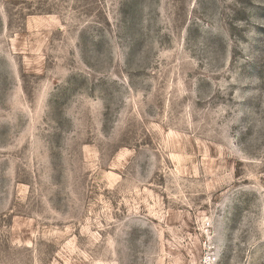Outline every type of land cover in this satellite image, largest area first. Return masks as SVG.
I'll return each instance as SVG.
<instances>
[{
    "label": "rangeland",
    "instance_id": "rangeland-1",
    "mask_svg": "<svg viewBox=\"0 0 264 264\" xmlns=\"http://www.w3.org/2000/svg\"><path fill=\"white\" fill-rule=\"evenodd\" d=\"M0 264H264V0H0Z\"/></svg>",
    "mask_w": 264,
    "mask_h": 264
}]
</instances>
